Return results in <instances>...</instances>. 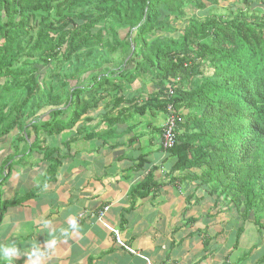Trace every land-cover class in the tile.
Wrapping results in <instances>:
<instances>
[{
	"label": "trees",
	"instance_id": "1",
	"mask_svg": "<svg viewBox=\"0 0 264 264\" xmlns=\"http://www.w3.org/2000/svg\"><path fill=\"white\" fill-rule=\"evenodd\" d=\"M222 3L226 16L201 18ZM187 8L197 13L181 23ZM135 83L146 99H125ZM107 98L129 109L111 123L163 114L162 148L174 122L170 176L225 197L262 233L264 11L250 0H0V140L33 135L22 159L39 147L49 164L23 201L55 180L57 162L40 137L72 130ZM152 185L149 175L131 197L146 198Z\"/></svg>",
	"mask_w": 264,
	"mask_h": 264
},
{
	"label": "crops",
	"instance_id": "2",
	"mask_svg": "<svg viewBox=\"0 0 264 264\" xmlns=\"http://www.w3.org/2000/svg\"><path fill=\"white\" fill-rule=\"evenodd\" d=\"M140 94L146 99L145 91L125 99ZM116 104L107 98L72 130L40 137V147L48 149L47 157L58 168L55 180L26 201L45 179L49 164L39 147L22 159L33 135L18 140L15 130L0 140V243L14 241L20 247L14 264H31L27 254L32 245L42 247L49 231L59 235L69 218H76L80 229L54 249L42 248L40 264H264L259 244L264 245V233L253 220L220 208L223 200L209 195L199 181L170 176L176 159L163 150L156 132L164 115L131 114L122 123H111L129 114L127 106ZM15 148L20 153L12 159ZM139 161L143 167L136 169ZM149 175V194L134 200L131 190ZM44 220L52 222L49 229L43 228ZM116 236L136 254L119 247Z\"/></svg>",
	"mask_w": 264,
	"mask_h": 264
},
{
	"label": "clouds",
	"instance_id": "3",
	"mask_svg": "<svg viewBox=\"0 0 264 264\" xmlns=\"http://www.w3.org/2000/svg\"><path fill=\"white\" fill-rule=\"evenodd\" d=\"M164 148V147H163ZM165 150V149H164ZM166 152V150H165ZM50 220H44L43 221V228L49 229L51 226ZM80 229V224L78 223V220L76 218H69L68 220V226L66 228H61L59 230V235H57L53 231H49L47 233L48 239L45 240L43 246L41 247L40 244L34 243L32 245V251L28 253V260L31 262V264H40L41 259L45 255V251L42 250H51L54 249L57 245L58 241L61 238H67L69 235L73 232H76ZM116 240V238H115ZM116 243V241H115ZM117 244V243H116ZM21 249L16 244V242L12 241L7 244L0 243V264H14L15 260L18 259L21 256Z\"/></svg>",
	"mask_w": 264,
	"mask_h": 264
},
{
	"label": "rangeland",
	"instance_id": "4",
	"mask_svg": "<svg viewBox=\"0 0 264 264\" xmlns=\"http://www.w3.org/2000/svg\"><path fill=\"white\" fill-rule=\"evenodd\" d=\"M250 1L252 2V4H254V8H257L258 10L264 11V8L261 6V5H263L264 0H250ZM231 3H233L231 7H234V8H237V9H242L243 11H245V5H244L243 3H241V2H235V1H233V2H231ZM234 3H235V4H234ZM209 7H210V6H209ZM231 7L228 6V3H222V4H220L218 7L213 8V9L207 11L206 14H204V16H202L201 18H203V17L205 18L206 16H208V17H209V16H215V17H217V16H226V15L229 13ZM196 13H197V11L194 10V9H191V8H187V9H185L186 17H184V19H183L182 21H180V22H181V23L185 22L188 18L195 16ZM248 13L250 14L251 11H248ZM123 36H124V35H123ZM57 67H58V66H57ZM143 91H145V86H143L141 83H135L134 85L130 86V87L126 90V96H131V95L135 94L136 92L140 93V92H143ZM159 116H160V114H158L157 118H158ZM155 137H156V138L158 137L157 133L155 134ZM20 145H21V143H19V142H17V143L15 144V146H20ZM18 149H19V148H18ZM18 149H16V148L14 149V152H16V153L14 154L13 157H17V154L20 153V151H19ZM13 157H12V158H13ZM194 171H196V172H194ZM192 172H193L194 174L198 175V176H201L203 171H202V170H195V169H194V170H192ZM179 176L182 177L183 175H180V174H179ZM187 182H188V181H187ZM188 183H190V182H188ZM221 200H223V202L220 203V205H219L220 208L225 207V210H226V211H227L226 208H229V209H233V210H236V211H238V212H241V210H237V209L235 208V205H234L233 202H230L229 200H226L225 197H223V198L220 199L219 201L221 202ZM217 207H218V205H217ZM240 208H241V207H240ZM223 211H224V210H223ZM245 213H247V215H249V217L252 216L251 214H253V212H251V213H249V214H248V212H245ZM261 215H262V214H261ZM245 216H246V214H245ZM263 216H264V215H263ZM263 216L261 217V218H262L261 220L263 221V224H264V217H263ZM249 217H247V218H249ZM246 227H247V226H246ZM257 229H259V228L257 227ZM262 233H264V230H262ZM259 244H260L261 246H264V245H263V241H261Z\"/></svg>",
	"mask_w": 264,
	"mask_h": 264
},
{
	"label": "built area",
	"instance_id": "5",
	"mask_svg": "<svg viewBox=\"0 0 264 264\" xmlns=\"http://www.w3.org/2000/svg\"><path fill=\"white\" fill-rule=\"evenodd\" d=\"M175 123L174 122H167L165 131L163 133V147L165 150H169L171 149L174 144H175V135L173 132ZM109 207L104 208V212L108 211ZM103 216V215H101ZM100 216V218H102ZM117 234V233H115ZM116 243L119 247H122L124 250H126L127 252L131 253V254H136V252H134L132 249L128 248L120 239L118 236H116Z\"/></svg>",
	"mask_w": 264,
	"mask_h": 264
}]
</instances>
